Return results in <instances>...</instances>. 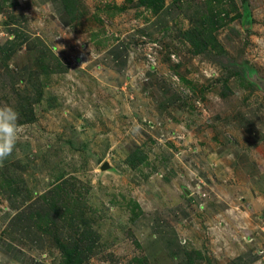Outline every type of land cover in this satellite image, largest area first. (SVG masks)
<instances>
[{"label":"rangeland","instance_id":"rangeland-1","mask_svg":"<svg viewBox=\"0 0 264 264\" xmlns=\"http://www.w3.org/2000/svg\"><path fill=\"white\" fill-rule=\"evenodd\" d=\"M72 3L0 0V106L20 126L0 264H62L66 246L80 264H264L238 254L263 239L243 193L264 162L250 179L233 156L238 115L264 104V0Z\"/></svg>","mask_w":264,"mask_h":264},{"label":"crops","instance_id":"crops-1","mask_svg":"<svg viewBox=\"0 0 264 264\" xmlns=\"http://www.w3.org/2000/svg\"><path fill=\"white\" fill-rule=\"evenodd\" d=\"M122 52H125V51H122ZM118 56L121 59L123 57V54L120 55L119 53ZM262 105L264 104L261 103L259 106H257L255 110L252 111V114L251 113H250L251 115L249 114V116L248 115L244 116L242 114H239L238 116L240 118L236 120L237 122H239L238 124L241 125L243 132H246L247 134L243 135L242 137H238V141L233 146H235L236 149L239 148L240 152H238V154L236 155L234 154L233 156L236 158L235 160L237 162L235 163L236 166L237 165L244 166L243 173L249 175L248 178L250 179H253V175L250 174V172L255 173L256 175H259V172L255 170L254 171L251 170L249 172V168H247V166L245 165V161L247 162V164H250L252 168L256 165V163L260 164L261 162L262 164L264 162V133L261 132L264 129V113H261L263 111L260 110ZM253 116L257 118L258 120H261L259 121L260 123L259 125L258 124L256 125L255 123L256 119ZM235 170H236L235 167H233V171L236 173V176L238 177L239 173H237ZM257 178H264V175L262 174L261 176ZM240 179L241 180L237 183L235 182V184L231 183L232 184V187H230L231 190H235V188L241 187L240 183L241 181H243L242 180L243 178L241 177ZM252 190L254 191L251 193L250 191ZM243 194H246V197H245L246 199L249 197L253 198L252 207L254 208L256 212L253 214H257V215L262 214L263 215L262 219L264 220V190H262L261 187H256L250 184L249 186L244 188ZM262 228H264V226H262ZM256 240H259L258 245L262 244V241L260 242V239H258L257 237H256ZM258 245L252 244V243L245 244L242 249H238L239 251L238 254L240 255L241 252L245 250L246 252L250 253V256L252 257L258 256L256 252V248L258 247Z\"/></svg>","mask_w":264,"mask_h":264},{"label":"clouds","instance_id":"clouds-1","mask_svg":"<svg viewBox=\"0 0 264 264\" xmlns=\"http://www.w3.org/2000/svg\"><path fill=\"white\" fill-rule=\"evenodd\" d=\"M19 113L11 106H0V164L10 156L15 147L20 126Z\"/></svg>","mask_w":264,"mask_h":264},{"label":"trees","instance_id":"trees-1","mask_svg":"<svg viewBox=\"0 0 264 264\" xmlns=\"http://www.w3.org/2000/svg\"><path fill=\"white\" fill-rule=\"evenodd\" d=\"M142 2H143V4H150V6H153L154 10L157 11L161 7L160 3L162 2V0H141V3ZM64 4H65L64 6L67 9V11L71 10L70 6L74 5V3H72V0L71 1L70 0H64ZM194 35H195V33L190 34V32L188 34H185L186 37L187 36L194 37ZM203 40L205 41V44H209V47H213V45L216 46V44H217V43L216 44L214 43V41H217L215 39L214 35H212L209 40L206 39V37H204ZM191 41H192V39H191ZM203 46H204L203 48L201 46L200 47L197 46L196 49H193V52L200 53V52L206 50L207 45L203 44ZM62 250H63V252H62V262L63 263L62 264H80L81 262H83V259L80 256L78 249H75L74 247H67L66 246V247H63Z\"/></svg>","mask_w":264,"mask_h":264},{"label":"built area","instance_id":"built-area-1","mask_svg":"<svg viewBox=\"0 0 264 264\" xmlns=\"http://www.w3.org/2000/svg\"><path fill=\"white\" fill-rule=\"evenodd\" d=\"M152 46H157V43H154ZM152 48L153 47H150V50H152ZM155 54H156V52H155ZM155 54H154V52H151V51L147 53L148 64L151 66V68H153L157 64V62H156V59H157L156 56H157V54H156V56H155ZM173 56L175 57V54ZM262 237H263V239H262V246L261 247H258L256 249L257 254H261V255L264 254V229H263V235H262ZM249 239H250V241H252L254 238L253 237H249Z\"/></svg>","mask_w":264,"mask_h":264},{"label":"water","instance_id":"water-1","mask_svg":"<svg viewBox=\"0 0 264 264\" xmlns=\"http://www.w3.org/2000/svg\"><path fill=\"white\" fill-rule=\"evenodd\" d=\"M108 166V164H104V167H107Z\"/></svg>","mask_w":264,"mask_h":264}]
</instances>
